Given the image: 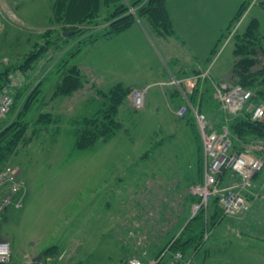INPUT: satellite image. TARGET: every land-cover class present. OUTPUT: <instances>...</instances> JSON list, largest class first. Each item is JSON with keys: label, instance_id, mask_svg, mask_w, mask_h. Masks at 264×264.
Returning <instances> with one entry per match:
<instances>
[{"label": "rangeland", "instance_id": "1", "mask_svg": "<svg viewBox=\"0 0 264 264\" xmlns=\"http://www.w3.org/2000/svg\"><path fill=\"white\" fill-rule=\"evenodd\" d=\"M251 2L237 30L243 31L249 19L257 15L264 33V0ZM52 3L53 0H0V59L21 62L45 40L41 32L48 28ZM99 12L101 16L110 11L101 4ZM97 22L87 24V30H99L104 25ZM145 25L157 54L153 55L148 45L143 48V70L163 67L165 75L172 76L166 51L174 45L159 43L151 26ZM88 50L85 48L76 61L82 63L86 57L95 60L99 68L94 73L103 71L107 76L99 87L108 90L116 82L113 77L117 54L105 50L106 56L100 62L103 50L97 46ZM59 53L58 48L49 49L34 70L27 68L26 74L21 73L20 83L29 82L27 90L38 84ZM235 57L233 35L230 39L224 37L207 66L215 63L214 70L228 72ZM260 58L264 63L263 53ZM127 60L132 62L131 57ZM57 76L55 72L45 81L38 98L44 102L33 104L28 117H36L42 109L53 113L59 109L61 121L56 119L36 135L30 127V139L18 147L9 161L19 167L26 193L21 206L10 205L0 216V237L11 243L8 264H118L134 253L158 252L176 235L193 184L190 176L184 174L191 166H197L192 124L185 123L175 108H170L172 104L164 94L160 90V95L155 93L159 87L153 86L150 98L146 92L143 106L136 108L131 96L126 98L119 113L124 126L114 138L77 148L70 116L93 113L99 104L97 90L85 95V106L71 95L53 97ZM229 76L230 73L225 78ZM84 89H78L81 93L76 95L82 100ZM57 126L62 128L60 134L55 130ZM143 170L147 173L142 174L137 187L136 176ZM260 172L264 173V168ZM255 191V198H264V180ZM261 201L255 210H264V200ZM252 241L255 243L238 253L239 259L244 256L249 263L264 262V243ZM52 245H57L56 254L44 253L38 261L33 260ZM195 259L199 264H212L211 258L201 263L199 252Z\"/></svg>", "mask_w": 264, "mask_h": 264}, {"label": "trees", "instance_id": "2", "mask_svg": "<svg viewBox=\"0 0 264 264\" xmlns=\"http://www.w3.org/2000/svg\"><path fill=\"white\" fill-rule=\"evenodd\" d=\"M101 4H105L110 12L98 16ZM250 4L251 0H244L240 5L206 63L212 60L220 41L229 35ZM131 7H134L135 10L132 11ZM51 13L48 28L41 32L45 40L40 42V45L33 52H30L21 62L0 63V86H4L11 81V72L18 71L20 76L21 73L26 74V69L33 68L32 70H34L49 49L58 48L60 50L52 67L41 77L38 84L29 90H27L29 82L17 84L14 102L6 116L1 119L2 122L0 121V167L5 163H10L11 157L21 144L30 139L31 133L36 135L55 123L57 114L50 110L42 109L36 117H28L33 104L39 102L38 98L46 83L45 81L53 73L58 74L53 97L72 95L84 86L86 81H89L76 61L77 56L85 47L103 36L120 33L144 17L149 18L155 27L163 29L165 32L173 31L167 0H54ZM102 18L103 20L100 22L95 21ZM90 22L104 25L99 30L93 31L90 28L87 30L86 25ZM67 31H69L68 34L65 33ZM263 35L257 16L250 18L243 31L236 30L233 34L236 57L231 67L230 77L243 87L252 89L255 102L264 101V63L260 58L261 53L264 54ZM175 89V94L180 96L182 102L179 89L176 86ZM96 90L99 104L93 113L70 116L77 148H88L97 141H108L114 138L124 126L119 118V113L126 98L131 96L133 87L123 81H118L108 90L99 87ZM189 94L192 101L207 113L215 127L219 129L223 123H228L235 147L240 148L245 142L254 138L264 139V119L253 120L251 113L246 108L238 113L227 115L214 96V86L210 78H201ZM42 101L44 102V99L40 102ZM189 117L191 123L196 125L194 117L192 115ZM30 127L31 133L28 135ZM194 128L198 139L200 137L198 127L194 126ZM201 160L203 163L202 147ZM188 198L191 202L199 199L197 195L191 192H188L186 199ZM211 204L216 211L223 212L218 198L214 196L207 207H201L194 215H187L184 226L163 248L169 245L168 252L182 250L188 254H196L205 240L206 229L212 227L209 217ZM57 251V245H52L47 247L44 253L45 256H48L56 254ZM124 260L126 258H123L118 264H123ZM2 264H8V262Z\"/></svg>", "mask_w": 264, "mask_h": 264}, {"label": "crops", "instance_id": "3", "mask_svg": "<svg viewBox=\"0 0 264 264\" xmlns=\"http://www.w3.org/2000/svg\"><path fill=\"white\" fill-rule=\"evenodd\" d=\"M243 2L244 0H167V8L173 28L172 32H165L163 29L155 27L149 18L144 17L135 21L130 27L120 33L103 36L85 48H88V51H92V49L96 46L102 49L103 53L100 55V62H102V59L106 56L105 50H112L113 52H116V71L113 77L116 82L123 81L133 88H147L146 92H149V98L151 88L153 86H157L159 89L155 90V93L158 95L160 90V92L164 94L165 100L172 104L170 105V108H177L181 104V101L180 96L175 94V85L169 82L172 79V76H188L195 73L197 70L200 71L209 66H207L206 63L207 58L211 55L213 48L222 38L223 32L226 30ZM53 3L51 5V9L53 8ZM143 20L146 24L151 26L159 43L167 47L170 44L174 45L172 49L166 51V55L170 60V62H167V66L172 71V76L170 73L165 75L163 67L152 69L153 71L148 69L149 72L147 69L143 70V48L148 45L147 47L150 49L152 54H157L148 34L147 26ZM47 26H49V23ZM177 46L178 50L176 49ZM130 57L132 58V62L129 63L127 59ZM164 58L165 57L161 58L162 65L165 60ZM87 59L88 58L86 57L85 61L82 63L78 62L84 76L89 79V81H86L87 83L84 86L79 88V90L82 88L84 89V87L88 88L87 90H83L82 94L84 100H82L81 96L79 98L76 96L78 93H81L78 92L79 90H76L70 96L73 99L76 98L78 103L84 106L85 100H87V97L85 99V95L90 94L92 89L99 87V84L101 82H105V78L107 77L103 71L94 73V70L98 71L96 68H99V66L95 60ZM214 64L212 65L210 71L211 75L216 80L224 79L225 76L230 73L231 69H229L228 72L221 69L214 70ZM124 67L126 68L124 69ZM58 97L59 96H57V98ZM54 113L57 114V121H61L60 118L62 116V112L58 109L55 110ZM189 116V114L181 116L187 124L191 123V118ZM191 124L193 128L194 126L197 127V125L193 123ZM56 128L57 129L55 130L58 131V133L62 130V128L61 130L59 129L60 126H57ZM196 140L197 166H191L184 172V174L187 173L190 176L189 179L190 181L192 180L193 183L201 181L204 173V164L202 163V160L200 161L201 147L204 156L201 136L198 139L196 138ZM143 173L147 172L143 170L138 176H136L137 187L140 186L138 185V181L140 177H142ZM178 176H180V174H178ZM237 177L238 176L233 171L227 169L221 174L220 181L222 185H230L236 181ZM263 180L264 173L259 172L255 176L254 190H256V188H260ZM25 189L23 199L26 193ZM261 200H264V198H260V196H258V198H255L250 211L245 214L235 216L227 215L222 211L218 212L213 204L210 205L209 217L212 222V227L210 228L211 232L209 237L205 238L201 248L197 251L201 255V263L203 261L207 262L208 258H211L212 264H264L262 261L249 263L244 260V256L242 259H239L241 251H245L244 247L248 244L255 243L252 239H257L259 243H264V215L262 213L264 210H255V206L258 203L257 207H260L263 203ZM192 204L193 202H191L189 198L186 199L184 211L182 212L179 224L176 227L178 228L177 232H179L186 223L187 215H192ZM0 239L9 242V240L5 237H0ZM197 263L199 264V261H197Z\"/></svg>", "mask_w": 264, "mask_h": 264}, {"label": "built area", "instance_id": "4", "mask_svg": "<svg viewBox=\"0 0 264 264\" xmlns=\"http://www.w3.org/2000/svg\"><path fill=\"white\" fill-rule=\"evenodd\" d=\"M131 10L134 11V7H131ZM243 15L227 36L228 39L242 23ZM2 62L6 63L8 59L3 57L0 59V63ZM210 67L209 64L202 71L184 77L173 75L169 81L179 89L183 99L174 112L179 116L190 114L194 117L203 144V179L190 187V192L199 197L192 204V215L201 207H207L214 196L218 198L225 214L231 216L245 214L251 210L258 195L254 190V180L264 168V139L254 138L245 142L240 148L235 147L228 123H223L219 129L214 127L207 113L192 101L189 93L201 78L208 77L214 86V96L227 115L246 108L253 120L264 119V101L255 102L253 90L243 87L230 76L216 80L211 75ZM10 77L11 81L7 85L0 86V121L11 108L16 86L21 82L18 71L11 72ZM146 90L147 88H133L131 99L136 108L145 104ZM227 169L238 177L232 184L222 185L221 174ZM24 189L25 182L18 166L10 162L0 167V216L10 205H22ZM210 232L209 228L206 229L205 238L209 237ZM168 248L169 245L152 255L134 253L128 256L123 264H198L195 254H188L182 250L168 252ZM10 256V243L0 239V264L9 260Z\"/></svg>", "mask_w": 264, "mask_h": 264}, {"label": "water", "instance_id": "5", "mask_svg": "<svg viewBox=\"0 0 264 264\" xmlns=\"http://www.w3.org/2000/svg\"><path fill=\"white\" fill-rule=\"evenodd\" d=\"M65 33L68 34L69 32H65ZM42 255H43V252L37 254V255L34 257V260H35V261H38L39 259H41Z\"/></svg>", "mask_w": 264, "mask_h": 264}]
</instances>
